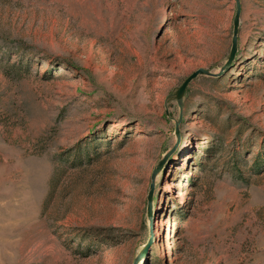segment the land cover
<instances>
[{
    "label": "rangeland",
    "instance_id": "1",
    "mask_svg": "<svg viewBox=\"0 0 264 264\" xmlns=\"http://www.w3.org/2000/svg\"><path fill=\"white\" fill-rule=\"evenodd\" d=\"M240 3L222 72L236 0H0V264H264V0Z\"/></svg>",
    "mask_w": 264,
    "mask_h": 264
},
{
    "label": "water",
    "instance_id": "2",
    "mask_svg": "<svg viewBox=\"0 0 264 264\" xmlns=\"http://www.w3.org/2000/svg\"><path fill=\"white\" fill-rule=\"evenodd\" d=\"M236 1H237V5H236V14H235L234 20H233L232 45H231V49H230L228 59L221 69L222 72H224L223 70L228 69L232 65L233 60H234L235 55H236V52H237V49H238V43H239L238 32H239L241 3H240V0H236ZM218 74L219 73L211 72L210 70L205 69V68H199V69L195 70L194 72H192L188 77H186L185 80L182 82V84L176 89V91L167 97V101L168 100H176V102L180 108V111H181L179 118L175 121V134H176L177 140L180 139V124H181L182 116H183L182 108H183V103H184V94H185V91H186L188 84L194 78H196L199 75L217 76ZM167 114H168V112H167ZM172 152H173V148L171 151H168L167 153L164 154L162 159L158 162L157 166L154 168V172L152 174V184H151L149 196H148V202H149L148 215L151 218H152L151 199H152V192L154 189L155 176L159 172L162 165L164 164V162L167 160V158L169 157V155ZM151 242H152V236H150L147 244L149 245V244H151Z\"/></svg>",
    "mask_w": 264,
    "mask_h": 264
}]
</instances>
